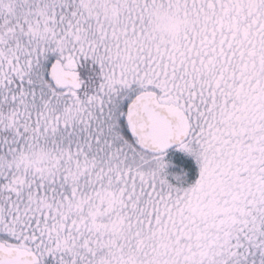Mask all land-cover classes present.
Wrapping results in <instances>:
<instances>
[{"label": "snow or ice", "instance_id": "obj_1", "mask_svg": "<svg viewBox=\"0 0 264 264\" xmlns=\"http://www.w3.org/2000/svg\"><path fill=\"white\" fill-rule=\"evenodd\" d=\"M0 264H264V0H0Z\"/></svg>", "mask_w": 264, "mask_h": 264}]
</instances>
